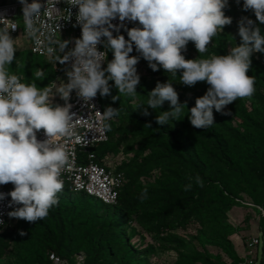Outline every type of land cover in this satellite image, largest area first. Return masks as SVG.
<instances>
[{"label":"trees","instance_id":"obj_1","mask_svg":"<svg viewBox=\"0 0 264 264\" xmlns=\"http://www.w3.org/2000/svg\"><path fill=\"white\" fill-rule=\"evenodd\" d=\"M243 3L244 0L239 3L228 0L224 12L232 18V23L209 44L205 58L213 54L227 55L241 43L237 23L242 17L253 20L264 35V23L256 20L252 10L244 11ZM117 35L125 37L124 32L114 37ZM106 52L104 68L114 58L112 51ZM57 55L64 53L57 50L49 59L32 53L28 45L23 46L15 53L18 64L23 67L17 66L14 60L10 71L20 75L25 83L34 81L38 87H46L53 84L64 65L56 61ZM134 55L140 54L134 50ZM182 55L197 59L200 54L190 41ZM251 61L247 74L256 78L255 94L226 106L224 111L231 115H222L214 109V124L207 129L193 127L188 111L195 106L196 98L207 91L206 82L188 87L179 82L181 71L173 77L162 67L153 71L147 65V75L140 78L137 95H121L113 101L112 96L119 93L114 81H109L111 95L100 96L102 109L120 108V114L109 122L111 130L106 131L107 140L97 144L94 151L100 162L113 160L118 154H131L115 165V170L124 175L116 202L104 204L64 187L59 193V205L45 219L35 223L23 219L13 221L0 235V259L15 245L18 264H50L49 252L68 259L75 252H83L84 264H142L146 260L140 255H148L153 247L149 245L142 254L136 253L130 243L136 234L129 227L131 220L157 235L165 233L171 237L168 242H177L170 234L172 230L183 229L193 220L210 227L221 223L224 211L241 201L259 208L258 228L264 237V215L260 212L264 211V53L254 52ZM35 69H42L46 76L35 80ZM169 80L178 92L180 103L187 102V109L181 113L180 120L158 125L157 115L160 111H169L170 105L166 101L160 109L150 108L146 105L148 93L157 82ZM145 109L150 115H143ZM152 174L156 178L146 180ZM196 176L203 180V186L191 181V189L185 191L189 177ZM144 188H147V199L141 201ZM20 231L26 234L21 236ZM224 248L230 257L228 262L207 252L180 251L176 264L243 262V256L229 243Z\"/></svg>","mask_w":264,"mask_h":264},{"label":"clouds","instance_id":"obj_2","mask_svg":"<svg viewBox=\"0 0 264 264\" xmlns=\"http://www.w3.org/2000/svg\"><path fill=\"white\" fill-rule=\"evenodd\" d=\"M22 4L25 32L40 40L38 22L41 16L54 8V0H47L42 5L39 0H19ZM71 6H78L77 23L81 27V38L75 40V46L65 53L70 41L50 40L57 46L48 47V53L55 51L65 53L55 56L56 61L65 63L73 61L67 72L68 82L59 85L49 84L40 88L33 81L25 83L22 77L10 71L15 60L17 39H13L9 26L0 20V185L11 183L13 190L0 192V201L11 197L8 207H16L8 212L10 218L23 219L30 223L45 219L52 208L59 205V193L63 191L62 174L69 165V152L61 140L76 135L74 113L71 104L53 105L52 97L58 93L66 102L75 90L84 101H90L99 95H111L109 81H114L118 96L135 97L140 76L136 65L140 57L148 62L153 71L162 67L171 76L181 71L179 82L193 87L198 82H206L209 87L204 95L197 97L195 106L188 109L189 120L197 129H207L214 124L213 110L222 115H231L224 109L237 99L251 98L256 91L254 76L247 73L251 67L254 52L264 53V35L255 22L242 17L239 22L238 35L241 43L230 49L227 55L213 54L207 58L209 44L223 32L225 26L231 25L232 18L225 15L228 0H66ZM237 3L240 0H236ZM43 9V10H42ZM243 10H252L256 20L264 23V0H244ZM71 17V12L68 11ZM119 18L121 22L138 21L141 27L127 30L129 39L123 35L113 36L119 27L112 21ZM104 38V39H102ZM193 42L197 59H186L182 52ZM103 43L106 50L113 53V59L102 67L107 52L100 51L98 45ZM135 50L139 56H130ZM107 73V75H106ZM46 76L42 69H35L33 77L42 80ZM169 102V111H160L156 117L158 125H168L170 120L179 117L187 102L179 101V95L170 80L157 82L148 93L146 105L160 109ZM105 131L111 130L110 121L118 117L120 108L108 106L103 113L97 112ZM143 115L150 113L147 109ZM151 128V124L147 125ZM43 130L45 139L39 140L37 133ZM190 183L185 191L191 189L194 181L203 186L199 177H189ZM147 199V188L140 193V200ZM3 221L0 220V224ZM21 236L25 235L20 231Z\"/></svg>","mask_w":264,"mask_h":264},{"label":"built area","instance_id":"obj_3","mask_svg":"<svg viewBox=\"0 0 264 264\" xmlns=\"http://www.w3.org/2000/svg\"><path fill=\"white\" fill-rule=\"evenodd\" d=\"M29 3L32 0H28ZM42 5H47V0H39ZM22 4L19 0H0V20H8L5 23L11 26L18 25L15 30L9 29L11 36L21 35L28 39V46L32 53L51 58L54 54L47 51L48 47L57 48L55 44L50 43V40H65L64 34L69 33L70 38L68 47L65 53L75 46V40L81 38V27L77 23L76 14L78 13V6L69 5L66 0H54V8L43 14L38 22L40 31L37 36L40 43H36V39L29 36L24 30ZM43 10V9H42ZM71 12V17L68 18ZM113 25L119 27V32H124L125 39H129L126 29L133 27H141L138 21L125 20L121 22L117 17L112 21ZM0 27H4L0 23ZM113 31V36L118 32ZM104 39V38H102ZM100 51H106L103 43L98 45ZM135 46L130 56H134ZM64 53V54H65ZM73 61L65 62L60 72H63L64 83L68 82L67 72L71 70ZM104 63V62H103ZM103 65V64H102ZM66 103L71 104L70 112L74 113V127L76 135L71 138L61 140L69 152V165L64 169L62 179L64 187H68L71 191L76 193H84L94 199L101 201L104 204H114L117 200L118 190L123 184V172L116 171L108 161H98L94 147L107 140V134L103 127L97 112L103 113L99 93L90 101H84L73 90L70 94L69 100L66 102L60 97L58 105L64 106ZM56 104V105H57ZM39 140L45 139L43 130L37 133ZM13 185L8 183L0 185V192L8 193L13 190ZM11 197L0 201V235L9 228L14 218L8 216V212L14 210L16 205L12 208L8 207ZM264 212V211H262ZM259 244L258 237H251L245 242V252L243 262L241 264H255V256L252 251ZM48 260L50 264H84L85 255L83 252L73 253L71 259L59 256L54 252L48 253Z\"/></svg>","mask_w":264,"mask_h":264},{"label":"rangeland","instance_id":"obj_4","mask_svg":"<svg viewBox=\"0 0 264 264\" xmlns=\"http://www.w3.org/2000/svg\"><path fill=\"white\" fill-rule=\"evenodd\" d=\"M237 25L239 28V23H237ZM64 37L65 40H68L70 34L66 33ZM12 38L17 39V49L28 45L29 41L24 36L17 35L12 36ZM147 65L148 62L140 57L136 65L137 73L140 78L147 75ZM63 81V72L59 71V75L53 84L59 85ZM53 91L54 96L52 97V103L57 104L60 100V95L55 93V89H53ZM233 124L236 125L235 121H233ZM130 155L131 154H118L115 159L109 160L108 162L115 168V165L118 164L120 160L128 158ZM155 178L156 175L152 174L148 175L146 180L152 181ZM258 209L259 208H255L251 205L248 206L241 201V203L227 208L224 211V217L221 223H215L211 227L202 226L199 222L193 220L185 228H178L171 231L170 234H172V238L177 240V242H168L171 237H168L165 233L157 235L142 228L138 223L131 220L129 227H133L136 234L130 239V243L138 254H142L149 245H152V252L146 256L140 255V258L146 260L142 264H176L180 251L207 252L220 260L228 262L230 257L224 248L226 243H229L234 251L242 256L245 252V242L249 238L256 236L259 238V244L255 248V251H252V254L254 253L255 256V264H264V237L260 235L258 228ZM260 212L264 215V212ZM19 220L20 219L14 218V222H18ZM178 243L181 247L178 246ZM16 253L17 249L15 245H13L6 255L0 259V264H18Z\"/></svg>","mask_w":264,"mask_h":264}]
</instances>
